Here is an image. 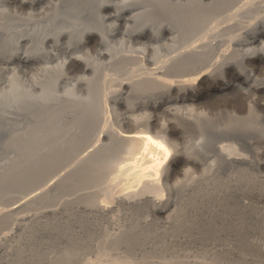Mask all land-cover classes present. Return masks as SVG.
<instances>
[{"label":"bare ground","instance_id":"6f19581e","mask_svg":"<svg viewBox=\"0 0 264 264\" xmlns=\"http://www.w3.org/2000/svg\"><path fill=\"white\" fill-rule=\"evenodd\" d=\"M261 112L264 0H0V264L232 251L264 229Z\"/></svg>","mask_w":264,"mask_h":264},{"label":"rangeland","instance_id":"374dc122","mask_svg":"<svg viewBox=\"0 0 264 264\" xmlns=\"http://www.w3.org/2000/svg\"><path fill=\"white\" fill-rule=\"evenodd\" d=\"M92 55H95V53H92ZM81 74H77L76 76H80ZM231 80L235 81V82L238 81L237 78L234 76H232ZM218 86H220V84L215 83V82H213L212 84H205L197 90L196 95L203 96L204 99H208L209 97H213L212 93L210 92V89H212L214 87H218ZM261 113L264 114V112H261ZM3 137H4V135H3V133H1L0 143H1V141H3V139H4ZM231 142H232V140L226 139V140H223V142L220 143L219 145L229 144ZM205 149L208 150L207 148H205ZM209 151H210L209 156L213 157L214 160H216V155H215L214 151H212L211 149ZM204 153L207 154L208 152H204ZM240 153L252 156V153L249 150H240ZM261 160H262V162H264V157H262ZM216 162L218 163L216 165V168L219 169V172H221V173L227 172L226 170H224L223 167H221L219 165L218 161H216ZM255 171L257 172V170H255ZM258 171L259 172H257V173H258L259 177L264 178V167L259 168ZM193 172H195V173L193 174L194 176L192 178L198 179L200 177V172H198V171H193ZM181 177H184V176L183 175L182 176L177 175L176 178L182 179ZM257 202L259 203V205L262 209V212L264 214V200L263 201L258 200ZM0 205H4V203H2ZM6 205H8V203L5 204L4 206H6ZM252 220H254V219L252 218ZM245 221L249 225V226L248 225L245 226V228L248 230L250 229V230L249 231L244 230V231H246V233L244 232L245 234L239 235L238 234L239 232L237 234H234L236 236L237 240L235 239L234 235L232 238L228 237L229 238V240H228L229 244H227V245L225 244V247L228 246V248L230 250H232V251H227V252L228 253L235 252L236 253V254L234 253L235 256L233 255V253H231L232 257H230L231 255L228 254L226 251H220V248L223 249L222 247H224L223 242H219L218 244H214V242H212V243L210 242L211 244L210 243H195V242H193L191 244H189V243L184 244V242H179V244L175 243V244L164 245L162 247L161 254H159V255L163 258L162 260H171L176 264H180L181 261H185L186 259H188L189 261L191 260L190 262L196 261V263H198V262H200V260H203V261H209L212 263L215 262L214 264H248V263L249 264H251V263L257 264L258 261H259L258 264H261V262L264 263L263 254L260 255L264 251V247H263L264 246V229L260 230L258 228L256 230L255 229L256 226L258 227L261 224H257L258 222L255 223V220L251 221V219H250V222H247V221H249V218H246ZM254 223L256 224V226ZM80 235L84 236L81 233L78 234L76 236V240L69 242V244L67 245L68 246L67 249L77 250V252H80L81 256L78 257L79 258L78 262H80L82 264L86 260V258L93 257L92 256L93 255V247L95 244V243L93 244V242L95 241V239H93L94 241L89 240L88 245H82L80 242L83 239H85V240H87V239L85 238V236L83 238H81ZM237 235H239L238 238H237ZM78 237H80L79 240H78ZM240 237H243V238H240ZM52 238L53 237L49 238L48 241H51ZM231 239H233L232 242H231ZM241 239H243L244 241H242ZM253 241L257 242V244ZM96 243H98V240H96ZM217 245L218 246L220 245V246L217 247ZM256 245H258L257 246L258 249L260 247H261L260 249H263V251L260 250V251H262L260 254H259L260 251L256 250L257 249ZM131 253H132V251L130 249L116 248L113 250V253H112V255H110L111 256L110 258H111V260H114L116 257H119L123 263H126L128 261L129 255ZM237 253L241 254V255H238ZM219 254H222L223 256L221 258H219L218 257ZM238 256H240V257H238ZM243 256H244V259H242ZM245 257H248L250 261L247 258L245 259ZM262 259H263V261H260ZM188 260H186V262H184V264L188 263L187 262ZM252 261H254L255 263H253ZM246 262H248V263H246Z\"/></svg>","mask_w":264,"mask_h":264}]
</instances>
